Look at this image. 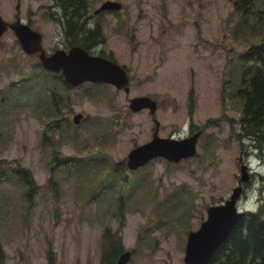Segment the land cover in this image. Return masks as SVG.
Returning <instances> with one entry per match:
<instances>
[{
    "label": "rangeland",
    "instance_id": "1",
    "mask_svg": "<svg viewBox=\"0 0 264 264\" xmlns=\"http://www.w3.org/2000/svg\"><path fill=\"white\" fill-rule=\"evenodd\" d=\"M103 1L86 0L98 38L104 35L96 53L125 68L129 91L106 83L69 89L57 103L56 128L44 127L55 116L47 91L61 92V83L44 70L35 79L38 58L23 53L11 30L0 39V169L26 167L40 186L26 197L16 177H0V264H102L105 227L121 234L131 252L126 264H185L188 233L230 196L242 166L237 209L264 207V136L244 135L234 98L236 62L264 34V0L246 14L234 0H111L121 9L95 13ZM51 4L0 0V14L19 15L44 47L68 48ZM142 95L155 101L154 114L129 108ZM77 112L86 116L74 124ZM153 119L162 137L188 134V121L201 128L195 155L178 163L155 158L130 171L127 154L151 138ZM53 155L73 164L56 167Z\"/></svg>",
    "mask_w": 264,
    "mask_h": 264
},
{
    "label": "water",
    "instance_id": "2",
    "mask_svg": "<svg viewBox=\"0 0 264 264\" xmlns=\"http://www.w3.org/2000/svg\"><path fill=\"white\" fill-rule=\"evenodd\" d=\"M121 3L104 0L95 10L118 11ZM10 29L21 49L27 53H39V60L44 69L51 72L61 71L65 81L71 85L84 81L101 82L113 85L124 92L129 91V78L123 66L108 58L88 54L83 48L75 46L65 52L56 50L51 55H45L41 46V33L31 29L27 24L16 18L13 22H7L0 14V39ZM129 108L133 112L148 109L154 114L157 107L153 99L148 96H134L129 99ZM81 114L74 115V122L78 123ZM201 130L194 135L181 139L162 137L158 135V122L155 121L153 137L143 144L133 147L127 154L126 166L135 170L146 162L161 156L171 162H178L183 158L195 155V142ZM245 166L241 167V178L233 188L230 196L223 202L210 205L206 209V218L201 222L197 230L190 231L187 235L184 263L206 264L215 250L227 238L233 226L237 223L243 212L237 209L236 203L242 191V181H246ZM130 258V252H123L115 264H126Z\"/></svg>",
    "mask_w": 264,
    "mask_h": 264
},
{
    "label": "trees",
    "instance_id": "3",
    "mask_svg": "<svg viewBox=\"0 0 264 264\" xmlns=\"http://www.w3.org/2000/svg\"><path fill=\"white\" fill-rule=\"evenodd\" d=\"M50 1L52 2L50 7L56 6L57 8L65 33H67L66 30H70L69 24L72 22L77 24L75 30L76 27L80 30L76 39L86 33L81 27L82 14L85 12L83 7L87 6L86 0ZM255 4H257L256 0H234L233 9L246 14L253 11ZM89 37L93 44L96 43L95 41L104 42L102 30L101 39L98 38L99 27L90 30ZM108 58L113 59L110 56ZM236 67L235 75L238 79V85L234 88L236 94L234 98L241 103L240 117L237 122L247 138L258 141L264 136V34L259 41L249 43L239 61L236 62ZM58 80L64 84L67 82L64 81L62 75L58 76ZM17 84H11L10 87ZM47 126L56 128L59 124L47 123L44 127ZM52 160L55 166L59 168L71 167L72 165L71 157L62 158L53 155ZM9 175L16 177L21 184L27 187L26 197H30L34 190L40 187L35 183L31 171L26 167L17 165L11 167L9 172L0 169V177ZM53 178L50 175L48 182L51 183ZM122 183L126 185L128 179L122 178ZM118 210L122 222L124 216L122 206ZM173 219L177 220V217ZM100 240L102 264H115L119 256L125 252L121 242V234L116 231L112 232L110 227H105ZM3 258L4 250L0 240V260ZM206 264H264V207L257 213H244Z\"/></svg>",
    "mask_w": 264,
    "mask_h": 264
},
{
    "label": "flooded vegetation",
    "instance_id": "4",
    "mask_svg": "<svg viewBox=\"0 0 264 264\" xmlns=\"http://www.w3.org/2000/svg\"><path fill=\"white\" fill-rule=\"evenodd\" d=\"M52 9H55L56 8V6L54 7V6H52L51 7ZM83 9H84V13L82 14L83 15V17L81 18V27H82V30L83 31H85L86 33L85 34H83L80 38H78V39H76V35H77V33H79L80 32V30L76 27V30H75V25H77L76 23H74V22H72V23H70L69 24V29L70 30H66L67 31V33H65V28L63 27V25H62V23H61V21H60V17H59V19H56V16L58 15L59 16V13H57V12H52V17H54V20H55V22H56V24L58 25V28H59V32H60V37H62L63 35H64V38L65 39H67V41H68V43L69 44H71L68 48H63V47H54V49H53V47L52 46H50V47H44V45L42 44V39H43V37H42V34H41V46H42V48H43V50H44V53H45V55H51L53 52H55L56 50H64L65 52H69V50L71 49V48H73V47H75V46H79V47H81V48H83L88 54H91V55H97V56H102V57H105V56H103V55H101V54H99V53H101L100 51H99V49H100V46H101V42H99V41H95L96 43L95 44H93V42L90 40V37H89V32H90V30H92V29H94V28H97V27H99V25L98 24H96V23H91V21H90V19L93 17V15L92 14H90L89 13V8L87 7V6H85V7H83ZM95 12V11H94ZM16 18H19L20 19V21L21 22H23V23H25V24H27L31 29H33V30H35V31H37L36 29H34L33 27H31V25L30 24H28V22L26 23L25 21H23L22 20V18H20L19 17V15L17 16V15H13V19L12 20H6L7 22H13ZM8 30H10V29H8ZM7 30V31H8ZM81 30V31H82ZM96 40V39H95ZM59 43H60V41H59ZM96 50L99 52L98 54L96 53ZM24 54H26V55H34V56H37V58H38V61H37V68H36V70L38 71L37 72V77L35 78V79H37L38 77H41V75L44 73L43 72V70L44 71H46V72H49L50 73V77H48L47 79H49L51 82H58V76H60V75H62V73H61V71H59V72H51V71H48V70H46V69H44L43 68V66H42V64H41V62H40V60H39V53L40 52H35V53H32V54H27V53H25V52H23ZM109 56H107V57H105V58H108ZM111 57V56H110ZM109 59V58H108ZM110 60H113V61H115L114 59H110ZM63 77V76H62ZM64 79V78H63ZM65 81V80H64ZM59 82H61V81H59ZM66 82V81H65ZM67 84V85H66ZM66 84H64V83H61V87H62V91L61 92H59V93H57L58 91V88L57 87H55V85H53L52 86V88L51 89H49L48 91H47V94H48V96H49V102L51 103V105H52V107L54 108V113H55V116H53L50 120L52 121L51 123H54L55 125H57V124H60L61 123V121L60 120H58V113L60 112V110L58 109V107H57V103H60V102H62L63 101V94H66V99H68L69 97H68V94H67V92H68V90L69 89H74L75 87H79V89H82V88H86L87 86H85V85H95V86H99V85H101V82H92V81H84V82H81V83H79V84H75V85H71V84H69L68 82H66ZM52 89H54L55 90V93L54 92H52L53 90ZM101 96V95H100ZM65 100V99H64ZM147 110V109H146ZM149 111V110H148ZM78 113H80L81 114V119H84L85 117L84 116H86V115H84L83 113H81V112H77V114ZM150 113V112H149ZM83 117V118H82ZM80 119V120H81ZM79 120V121H80ZM154 120V119H153ZM74 121V120H73ZM62 123H64V122H62ZM47 124V123H46ZM65 125H67L66 123H64ZM74 124H76L75 122H74ZM187 126H188V130H189V133L188 134H186V135H184V136H180V135H178V136H172V135H170V137H172V138H177V139H180V138H184V137H188V136H190L193 132V130H195V131H198L199 129H201V128H197V126L196 125H194L193 123H191L190 121H188V123H187ZM154 131H155V120H154ZM154 131H153V133H152V136H151V138L153 137V134H154ZM159 135V134H158ZM166 137H169V136H166ZM150 138V139H151ZM149 139V140H150ZM148 140V141H149ZM147 142V141H146ZM136 146H138V145H136ZM155 158H162V157H155ZM155 158H153V159H155ZM153 159H151V160H149L148 162H146L144 165H146L147 163H149L150 161H152ZM162 159H164V158H162ZM182 160H184V159H182ZM71 164H73L72 162H71ZM143 165V166H144ZM142 166V167H143Z\"/></svg>",
    "mask_w": 264,
    "mask_h": 264
}]
</instances>
